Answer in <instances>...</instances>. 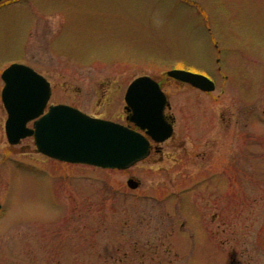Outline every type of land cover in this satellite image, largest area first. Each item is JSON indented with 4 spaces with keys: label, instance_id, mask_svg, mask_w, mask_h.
Segmentation results:
<instances>
[{
    "label": "rangeland",
    "instance_id": "1",
    "mask_svg": "<svg viewBox=\"0 0 264 264\" xmlns=\"http://www.w3.org/2000/svg\"><path fill=\"white\" fill-rule=\"evenodd\" d=\"M12 62L47 78L48 104L121 123L126 86L149 75L174 124L125 169L0 129V264H264V0H2L0 68Z\"/></svg>",
    "mask_w": 264,
    "mask_h": 264
},
{
    "label": "water",
    "instance_id": "2",
    "mask_svg": "<svg viewBox=\"0 0 264 264\" xmlns=\"http://www.w3.org/2000/svg\"><path fill=\"white\" fill-rule=\"evenodd\" d=\"M166 74L203 91L215 86L207 76L185 69L172 68ZM2 79L7 141L17 144L31 136L37 152L59 161L125 169L149 154L150 140L161 143L173 133L172 120L164 114L169 101L159 83L146 74L134 77L125 89L128 124L89 115L66 103L46 108L49 81L26 64H9ZM126 184L133 189L139 181L131 176Z\"/></svg>",
    "mask_w": 264,
    "mask_h": 264
},
{
    "label": "flooded vegetation",
    "instance_id": "3",
    "mask_svg": "<svg viewBox=\"0 0 264 264\" xmlns=\"http://www.w3.org/2000/svg\"><path fill=\"white\" fill-rule=\"evenodd\" d=\"M9 64H7L6 66H8ZM6 66H4V67H2V68H0V129H2V133H4L5 134V131H4V125H5V120H6V117H7V111H6V109H5V107H4V104H3V101H2V97H1V93H2V88H3V86H4V81H3V79H2V71H3V69L6 67ZM186 84V83H185ZM166 111V110H165ZM166 113V116H167V119L169 120V121H171L172 120V122H173V124H174V118L172 117V115H170V114H168L167 112H165ZM7 140V139H6ZM8 142V141H7ZM153 145H155V144H153Z\"/></svg>",
    "mask_w": 264,
    "mask_h": 264
}]
</instances>
